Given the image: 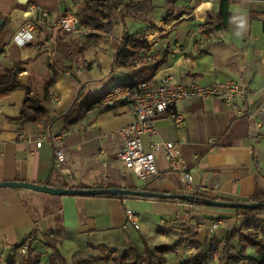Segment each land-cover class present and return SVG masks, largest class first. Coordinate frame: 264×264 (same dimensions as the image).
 I'll return each mask as SVG.
<instances>
[{
    "label": "crops",
    "instance_id": "0c3cea01",
    "mask_svg": "<svg viewBox=\"0 0 264 264\" xmlns=\"http://www.w3.org/2000/svg\"><path fill=\"white\" fill-rule=\"evenodd\" d=\"M81 4L82 0H0V21H4L0 74L19 66L17 81L43 99L52 69L57 71L49 88L46 126L11 120L20 114L25 90L0 98V182L61 186L55 180L53 146L48 142L36 146L40 136L51 133L63 134L71 187L127 185L190 193L182 175L169 169L162 155L157 158L158 172L146 180L124 170L118 157L121 141L114 132L131 122L129 105L119 101L101 110L99 102L87 107L88 102L101 99L119 83H135L145 75L152 84L162 76L199 85L236 79L259 94L233 104L218 99L182 101L158 116V134L143 135L142 141L145 149L151 140L179 142L183 162L198 187L196 194L229 201L264 196V0H153L151 16L156 23L131 19L152 27L149 35L157 38L148 43L142 59L125 66H116L114 57L124 32L130 33L124 22L128 18L117 22L116 32L99 39H87V33L52 32L45 21L32 42L18 46L12 41L17 26L40 17V10L54 16ZM43 41L45 49L38 46ZM48 49L52 57L45 54ZM175 113L184 116L182 127L173 122ZM19 133L29 140H19ZM127 211L136 215L137 226L127 221ZM239 219L234 208L179 200L51 195L0 187V264L17 261L18 246L30 237L32 256L41 264L45 255L49 264L50 249L43 235L57 238L69 264L76 253L95 256L100 248L129 246L141 253L144 241L150 247L178 243L175 252L166 253V264H180L189 256L181 239L190 236L203 244L213 235L222 237ZM214 221L222 222L216 230L211 228ZM254 252L253 247L246 248V253ZM254 254H247L254 261L244 264H264V247Z\"/></svg>",
    "mask_w": 264,
    "mask_h": 264
},
{
    "label": "trees",
    "instance_id": "16d2710c",
    "mask_svg": "<svg viewBox=\"0 0 264 264\" xmlns=\"http://www.w3.org/2000/svg\"><path fill=\"white\" fill-rule=\"evenodd\" d=\"M153 8V0H82V4L77 7V15L80 25L87 31L86 38L99 39L102 34L113 32L119 20L134 18L147 21ZM153 31L152 27H148L135 33L124 32L119 49L114 57L115 65L125 66L132 59H142L144 51L149 47L146 37ZM19 71V66L15 65L0 74V98L16 89L25 90L26 96L20 114L11 120L21 125L46 126L50 121L46 108L50 100L49 88L56 80L57 71L54 68L52 69V75L45 86L43 99L32 96L30 88L26 84L17 81ZM145 77L147 76H141L139 80L146 81L144 80ZM138 82L123 84L132 86ZM99 100V97L91 100L88 102L87 107L98 103ZM115 105L117 103L103 106L101 110H108ZM124 187L140 190L147 189L145 186L129 187L124 185ZM197 195L208 197L202 193H198ZM100 196L126 197L117 194ZM179 201L186 202L184 200ZM250 201L264 202V196H254L251 199L238 200V202ZM235 210L240 216L239 224L232 230L226 231L222 237L213 235L203 244L193 240L190 236L181 239L180 243H187L188 246H193L195 249L193 255L185 257L181 262L184 264H212L213 262H217V264H244L246 262H253L254 259L247 255L246 248L253 247L255 251L260 252L264 247V204L254 208H236ZM159 232H162L161 229ZM42 240L50 249L48 254L49 264H69L67 258L59 248L57 239L43 235ZM26 242H28L27 239L18 247L25 245ZM31 244L32 241L30 240L26 252L20 254L17 261H11L9 264H39V259L32 256L33 248ZM177 245L178 243L172 246L156 245L150 247L144 241V251L142 253H138L129 246L109 251L102 256H86L76 253L75 264H95L97 262H112L113 264H166V253L175 252ZM100 249L102 254H104L105 249Z\"/></svg>",
    "mask_w": 264,
    "mask_h": 264
},
{
    "label": "built area",
    "instance_id": "2783aa9c",
    "mask_svg": "<svg viewBox=\"0 0 264 264\" xmlns=\"http://www.w3.org/2000/svg\"><path fill=\"white\" fill-rule=\"evenodd\" d=\"M30 7V10H34ZM40 17L21 22L12 35V41L18 46H25L32 42L40 32L43 25L52 32L69 33L71 35L86 34L87 31L80 25L77 10L68 7L59 15H48L46 11L40 10ZM46 19V20H44ZM46 21V24L44 23ZM149 36V35H148ZM147 36V37H148ZM150 37H154L152 34ZM150 42V41H149ZM151 43V42H150ZM38 46L46 48V42H40ZM48 57L53 56V51L45 50ZM77 71H79L77 69ZM259 91L249 90L243 83L236 79H225L207 85L195 83L182 84L174 81L169 76H162L155 83L140 81L132 86L119 83L108 91L99 101L101 106L112 105L122 101L129 105L132 120L125 126L118 128L114 134L121 141V149L118 157L124 170L139 179L146 180L158 172L157 158L162 155L169 169L179 172L186 184V188L192 194H196L198 187L192 182V177L182 159L179 142L170 140H151L148 149H145L142 141L143 135H157L156 118L176 107L177 104L188 99H218L226 104L236 101L246 102ZM242 114L243 111H240ZM173 122L182 127L184 116L180 113L172 115ZM21 141L29 140L24 133L18 134ZM44 142L53 146L55 180L63 187H71L73 180L69 177V169L66 166L68 153L63 145V134L54 135L46 133L38 138L36 146L40 147ZM127 221L137 226L136 215L127 211ZM222 224L214 221L211 228L216 230ZM31 237L28 238V242ZM28 242L19 247L18 252H26ZM189 255L195 253L193 246H187ZM180 264H184L181 262Z\"/></svg>",
    "mask_w": 264,
    "mask_h": 264
},
{
    "label": "water",
    "instance_id": "95a60500",
    "mask_svg": "<svg viewBox=\"0 0 264 264\" xmlns=\"http://www.w3.org/2000/svg\"><path fill=\"white\" fill-rule=\"evenodd\" d=\"M21 3H25L26 0H20ZM3 20L0 21V25L3 24ZM0 187L21 188L30 189L40 193H46L51 195H71V196H96L105 194H117L123 196H136L150 199H172V200H184L193 204H204L216 207H229V208H254L258 207L264 202H238L220 199H211L207 197H201L192 193H167L154 191L150 189L140 190L131 189L127 187H100V188H75V187H62L52 186L47 184H36L27 181H2Z\"/></svg>",
    "mask_w": 264,
    "mask_h": 264
},
{
    "label": "rangeland",
    "instance_id": "374dc122",
    "mask_svg": "<svg viewBox=\"0 0 264 264\" xmlns=\"http://www.w3.org/2000/svg\"><path fill=\"white\" fill-rule=\"evenodd\" d=\"M158 16H160V15H157V17ZM155 22L156 23V21H155V19H153L152 18V16L150 15V17L147 19V22ZM125 24H126V27H127V29L130 31V33H135V32H137V31H140V30H142V29H145L146 28V25H145V23L143 24L142 22H139V21H134L133 19H131V18H128V19H125ZM117 30V29H116ZM116 30H115V32H116ZM151 35H149L148 37H146V39H147V42L148 43H150V42H154L155 40H156V36H154V37H150ZM150 41V42H149ZM55 239H57V238H55ZM18 250V249H17ZM107 252H109L108 250H104V254H102V251H101V249H98L97 250V252L95 253V256H102V255H105ZM142 253V252H141ZM255 254H257V252L255 251L254 252ZM254 253H247V254H250V255H252V254H254ZM78 254V253H77ZM80 254V253H79ZM254 254V255H255ZM84 255V254H83ZM75 256H76V254L74 255V257H73V261H72V263L73 264H75ZM87 256V255H86ZM19 259V256H18V258H17V260ZM71 261V260H70ZM41 264H47V257L44 255L43 256V258H42V260H41ZM95 264H113L112 262H107V263H104V262H97V263H95Z\"/></svg>",
    "mask_w": 264,
    "mask_h": 264
}]
</instances>
